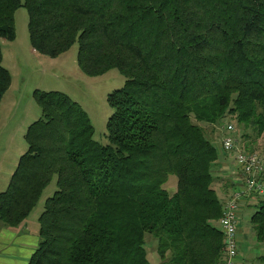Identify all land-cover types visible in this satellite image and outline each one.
Returning <instances> with one entry per match:
<instances>
[{
    "label": "trees",
    "instance_id": "1",
    "mask_svg": "<svg viewBox=\"0 0 264 264\" xmlns=\"http://www.w3.org/2000/svg\"><path fill=\"white\" fill-rule=\"evenodd\" d=\"M22 7L35 52L57 58L77 44L86 76L126 79L108 96L105 146L79 103L34 92L42 116L0 193V222L16 229L58 178L28 264H152L147 235L161 264H222L232 193L215 184L220 155L202 125L232 116L264 144V0H0V108L12 84L1 40H15ZM256 206L264 242V198Z\"/></svg>",
    "mask_w": 264,
    "mask_h": 264
},
{
    "label": "rangeland",
    "instance_id": "2",
    "mask_svg": "<svg viewBox=\"0 0 264 264\" xmlns=\"http://www.w3.org/2000/svg\"><path fill=\"white\" fill-rule=\"evenodd\" d=\"M28 23L27 10L24 7L18 9L15 13V40H1L3 66L10 72L12 84L0 108V193L7 190L21 156L28 150L25 139L28 127L42 116V110L34 99L35 91L64 93L79 103L88 113L95 128V140L105 146L109 144L107 124L114 113L108 104V96L122 89L126 81L118 70H111L100 77H88L82 73L78 66L77 44L57 58L35 52L30 41ZM229 124L237 130L236 137L242 149L244 144L249 148L248 151L244 149L245 151L264 155L263 140L257 138L252 130H245L239 126L235 118L229 116L224 123L214 126L202 125L206 136L217 147L220 156L224 154L221 149V140L224 137L223 126ZM233 156L228 161L231 166L228 173L231 175L234 172L236 189H238L242 178L237 171ZM213 176L216 178V186L227 192L226 196H229L230 184L228 179L220 181L224 174L218 167H214ZM57 182L58 178L54 176L36 208L22 225L25 229L19 240L23 241L25 248L32 245L38 247L40 244L39 219L45 212L47 200L58 191ZM176 186L177 179L173 176L165 187L170 194H173ZM263 198L264 194H254L242 202L238 236L239 264H264L260 259L264 257V242L257 241L251 223V217L257 209L256 204ZM0 226L4 225L0 222ZM157 246V240L147 235L146 250L152 264H161Z\"/></svg>",
    "mask_w": 264,
    "mask_h": 264
},
{
    "label": "built area",
    "instance_id": "3",
    "mask_svg": "<svg viewBox=\"0 0 264 264\" xmlns=\"http://www.w3.org/2000/svg\"><path fill=\"white\" fill-rule=\"evenodd\" d=\"M224 137L221 140V149L225 154L234 155L237 171L242 178L238 189L231 194L225 205L220 220V229L226 242V254L222 264H239V233L238 214L244 199L254 194H264V155L244 151L238 144V139L232 136L235 127L231 124L223 127Z\"/></svg>",
    "mask_w": 264,
    "mask_h": 264
},
{
    "label": "crops",
    "instance_id": "4",
    "mask_svg": "<svg viewBox=\"0 0 264 264\" xmlns=\"http://www.w3.org/2000/svg\"><path fill=\"white\" fill-rule=\"evenodd\" d=\"M232 157V156H231ZM228 154H223L220 156V160L217 167L222 171L224 176H221V182L224 179H228L230 184L231 193L236 189V182L234 180V172L229 175L228 170L231 168L229 165V160L231 158ZM238 233H240L239 228V218L241 216V211L238 214ZM25 226H20L16 229H9L5 226H0V264H28L32 256L34 255L36 249L35 245L25 248L23 241L19 238L24 234L23 230ZM29 233V232H28ZM239 238V237H238ZM240 241V240H239ZM39 246V245H38Z\"/></svg>",
    "mask_w": 264,
    "mask_h": 264
}]
</instances>
